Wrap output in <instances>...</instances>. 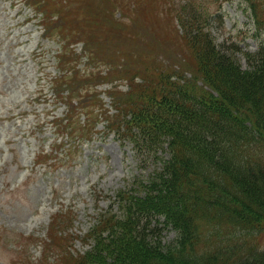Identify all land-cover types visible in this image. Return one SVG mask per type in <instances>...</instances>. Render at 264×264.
Wrapping results in <instances>:
<instances>
[{"label":"rangeland","instance_id":"1","mask_svg":"<svg viewBox=\"0 0 264 264\" xmlns=\"http://www.w3.org/2000/svg\"><path fill=\"white\" fill-rule=\"evenodd\" d=\"M31 1L0 0V264H63L61 256L88 248L84 234L100 212L117 206L115 192L157 168L107 119L142 85L139 73L163 68L196 96L210 92L191 72L178 11L193 1L217 43L239 45L243 67L244 52L257 49L263 31L244 0H35L44 13ZM85 66L97 78L79 73L69 87L83 102L62 98L60 74ZM85 113L91 124L97 120L93 133L68 137L63 118L83 125ZM66 212L71 220L62 223ZM235 229L225 227L221 237ZM242 233L233 232L235 239L264 245V229ZM175 236L163 230L165 242Z\"/></svg>","mask_w":264,"mask_h":264},{"label":"trees","instance_id":"2","mask_svg":"<svg viewBox=\"0 0 264 264\" xmlns=\"http://www.w3.org/2000/svg\"><path fill=\"white\" fill-rule=\"evenodd\" d=\"M244 1L263 31L257 49L243 54L247 67L235 55L238 44L217 43L193 1L178 11L191 72L210 92L196 96L163 68L139 73L142 85L115 107L122 111L116 119H107L110 130L157 168L115 192L117 206L100 212L84 234L88 248L61 256L63 264H264V245L233 234L264 229V0ZM29 3L44 13L35 0ZM79 73L97 78L87 66L60 74L62 98L79 103L69 89ZM63 120L68 137L78 139L97 124L86 113L83 125L71 124V115ZM69 220L71 214L62 223ZM227 226L236 229L223 238ZM167 227L176 236L165 242Z\"/></svg>","mask_w":264,"mask_h":264}]
</instances>
